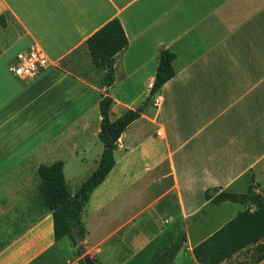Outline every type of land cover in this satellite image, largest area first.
I'll use <instances>...</instances> for the list:
<instances>
[{
	"label": "crops",
	"instance_id": "0c3cea01",
	"mask_svg": "<svg viewBox=\"0 0 264 264\" xmlns=\"http://www.w3.org/2000/svg\"><path fill=\"white\" fill-rule=\"evenodd\" d=\"M113 19L129 44L115 57L112 122L147 101L163 50L175 54L176 75L119 139L115 167L84 210L87 254L171 219L186 228L179 253L199 264L193 249L247 208L206 191L264 195V0H0V264H80L70 238L55 239L38 169L63 161L74 195L98 168L106 71L87 40ZM34 44L54 66L27 81L11 66ZM96 217L120 221L94 239ZM250 249L260 264L255 246L221 264Z\"/></svg>",
	"mask_w": 264,
	"mask_h": 264
},
{
	"label": "trees",
	"instance_id": "16d2710c",
	"mask_svg": "<svg viewBox=\"0 0 264 264\" xmlns=\"http://www.w3.org/2000/svg\"><path fill=\"white\" fill-rule=\"evenodd\" d=\"M129 44L125 30L118 19H113L95 32L87 40L92 62L96 68L106 71L104 77L105 95L99 104L101 114V131L99 138L104 151L98 168L72 195L67 187L64 175V162L42 164L38 169L40 177L39 193L48 209L53 213L54 235L56 241L70 238L75 247L76 238L85 239L86 228L83 222V211L90 202L93 193L104 183L115 167L114 153L122 134L149 106L152 97L160 88L175 77L173 62L175 54L163 50L159 57L158 68L153 88L147 101L135 110H128L119 119L110 120L114 100L109 90L115 83V57ZM207 200L215 204L231 202L242 206L254 205L240 211L231 221L193 249L195 260L199 264H221L231 260L235 255L251 246L259 254L258 263L264 264V195L257 194L252 186L243 194L221 188H213L205 193ZM187 242L184 232L164 251L156 253L153 261L139 264H173L175 257ZM79 253L81 254L80 250ZM82 256V254H81ZM80 264H84L83 258Z\"/></svg>",
	"mask_w": 264,
	"mask_h": 264
},
{
	"label": "rangeland",
	"instance_id": "374dc122",
	"mask_svg": "<svg viewBox=\"0 0 264 264\" xmlns=\"http://www.w3.org/2000/svg\"><path fill=\"white\" fill-rule=\"evenodd\" d=\"M229 206L240 207L238 204ZM88 208V205H86L84 210L86 211ZM85 211H83V213H85ZM84 216L88 217V213L86 212L83 217ZM101 219L102 218L97 217L88 219V228L90 231L94 232V239H99L104 232L117 225L120 221L114 218L106 220L104 218L103 220ZM103 221L105 222L101 226V222ZM192 222L189 223V232L191 234V239L194 240L197 237V228L196 226H192ZM185 230L186 228L184 223H177L171 219H165L163 222L160 220L158 221V224L151 221L150 226H147L145 222V227L142 230L145 233L144 235H128L126 238L129 239L130 237V242H127V240L125 242L123 240V235L121 236V233L114 235L113 238L104 245L103 253L98 256L97 259L93 256L92 257L99 264H139L142 262H151L153 261L156 253H160L168 248L171 243L177 239L181 232L186 233ZM138 237L143 238V240L140 239L139 244H134L133 242L136 241ZM252 250L253 249H250L244 252L243 257L240 256L239 259L236 260V264H256L255 255ZM190 256L191 255H189L187 252L181 251L176 258L175 264H193L192 260H190ZM82 258L83 255L81 256V259Z\"/></svg>",
	"mask_w": 264,
	"mask_h": 264
},
{
	"label": "built area",
	"instance_id": "2783aa9c",
	"mask_svg": "<svg viewBox=\"0 0 264 264\" xmlns=\"http://www.w3.org/2000/svg\"><path fill=\"white\" fill-rule=\"evenodd\" d=\"M54 66V63L48 58L44 50L37 44H34L25 52L17 55L15 63L11 66L12 73L19 78L27 81L36 79L43 72ZM150 90L153 88V83L149 84ZM162 97L155 94L154 104L159 106ZM254 210V205H249L247 208Z\"/></svg>",
	"mask_w": 264,
	"mask_h": 264
},
{
	"label": "water",
	"instance_id": "95a60500",
	"mask_svg": "<svg viewBox=\"0 0 264 264\" xmlns=\"http://www.w3.org/2000/svg\"><path fill=\"white\" fill-rule=\"evenodd\" d=\"M78 248L83 255L84 264H99L91 255L86 253V250L82 244V241L79 238H76Z\"/></svg>",
	"mask_w": 264,
	"mask_h": 264
}]
</instances>
